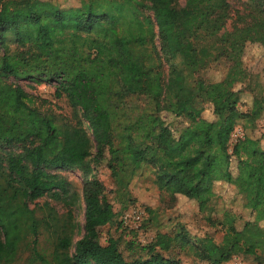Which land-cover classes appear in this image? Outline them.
<instances>
[{"label": "trees", "instance_id": "1", "mask_svg": "<svg viewBox=\"0 0 264 264\" xmlns=\"http://www.w3.org/2000/svg\"><path fill=\"white\" fill-rule=\"evenodd\" d=\"M174 2L150 0L152 20L142 17L137 0H74L67 9L50 0H0V143L25 146L0 157V264H15L28 254L26 264H178L159 253L128 262L116 240L99 243L101 228L115 214L100 197L102 185L95 178L87 182L93 148L118 191L151 165L158 169V190L173 202L184 197L198 213L213 198L243 196V228L237 230L226 213L221 243L199 240L209 264L264 253V146L246 136L231 143L237 128L233 113L245 93L247 115L257 119L264 111V92L248 90L243 63L247 44L264 51V0H238L237 13L230 0H186L182 8ZM200 33L220 45L229 63L224 78L189 89L172 68L164 83L155 39L162 55L188 57L192 67L198 60L191 59V40ZM9 35L18 45L13 52ZM8 78L56 83L55 96L81 112L90 134L81 124L41 113ZM125 93L149 97L157 102L155 110L130 123L121 102ZM197 99L209 104L208 116ZM164 114L185 118L188 125L177 131ZM50 168L78 170L85 178L81 190ZM46 195L68 208L79 198L84 202V233L74 255L72 213L59 214L49 203L29 206ZM147 211L155 220L157 211ZM172 242L158 232L151 247L167 251Z\"/></svg>", "mask_w": 264, "mask_h": 264}, {"label": "rangeland", "instance_id": "2", "mask_svg": "<svg viewBox=\"0 0 264 264\" xmlns=\"http://www.w3.org/2000/svg\"><path fill=\"white\" fill-rule=\"evenodd\" d=\"M11 0H1L6 3ZM60 9H67L73 5L74 0H50ZM142 17L152 19L150 0H137ZM241 1V0H239ZM175 6L182 8L186 0H175ZM231 9L234 13L242 12L238 0H230ZM9 51L13 52L18 48L15 39L8 36ZM155 46L160 53L164 83H167L172 68L180 71L184 77L186 86L193 89L198 81L206 83L219 82L226 75L229 63L222 56L220 45L217 40L200 33L197 38L191 40L194 54L191 59L198 60L196 66L190 67L189 58L177 55L174 58L165 57L160 52V43L155 39ZM243 63L247 77L245 84L248 90L261 95L264 92V51L257 44H247L243 53ZM9 84L20 86L25 93L33 98L35 107L45 115H53L64 118L72 125L81 126L90 134L88 124L84 121L81 112L70 106L65 97L55 96L54 82L36 83L30 80L6 79ZM250 96L245 93L241 103L233 115L236 118L237 127L244 131L247 138L259 139L264 146V111L257 118L253 119L245 113L246 103ZM122 107L126 118L130 123L134 122L141 114L152 113L157 102L143 95L125 93L122 97ZM161 105L164 97L158 100ZM195 105L204 108L205 114H209V104L197 99ZM208 116V115H207ZM164 120L180 131L188 125L185 118H173L168 114L163 115ZM117 134H115L116 136ZM134 138V135L131 136ZM25 146L22 144L6 145L0 143V157L5 158L10 154H19ZM96 148L92 150L90 164L93 168L87 182L95 178L103 188L101 199L111 204L115 217L112 223L101 228L99 243L106 245L107 240L112 238L117 241L122 257L128 261L145 260L154 253H159L164 259H169L178 264H209L203 257L199 240L204 237L211 238L215 243L220 244L225 234V215L228 213L234 217L233 225L237 230L243 228L242 206L245 202L243 196H235L231 199L213 198L201 213L196 212L193 204L184 197H179L174 202L169 196L158 190L155 180L158 176V169L151 165H144L138 172L137 179L133 180L126 190L118 191L114 178L105 162H96ZM50 173H57L71 181L78 191L84 183V176L78 170L50 168ZM229 196L230 190L224 189ZM49 203L59 214L70 211L73 220L77 225L70 254L74 255L76 242L84 233L85 211L84 202L79 198L72 207H65L62 203L52 199L50 195L36 200L29 204L31 208L36 205ZM156 210L155 220L149 218L147 210ZM158 232L167 234L173 238L171 247L167 251H160L158 248L152 250L151 244ZM1 238V234H0ZM15 264H26L25 258ZM225 264H264V253L257 251L254 255L245 256L238 254L233 256Z\"/></svg>", "mask_w": 264, "mask_h": 264}, {"label": "built area", "instance_id": "3", "mask_svg": "<svg viewBox=\"0 0 264 264\" xmlns=\"http://www.w3.org/2000/svg\"><path fill=\"white\" fill-rule=\"evenodd\" d=\"M244 138H245L244 131L241 128L237 127L234 130L233 134L231 135V143H235L238 140H242Z\"/></svg>", "mask_w": 264, "mask_h": 264}]
</instances>
